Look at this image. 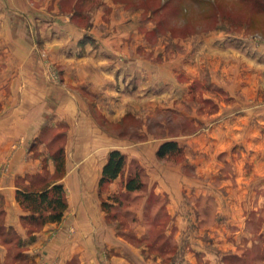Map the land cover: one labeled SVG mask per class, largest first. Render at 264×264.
<instances>
[{"label":"rangeland","instance_id":"1","mask_svg":"<svg viewBox=\"0 0 264 264\" xmlns=\"http://www.w3.org/2000/svg\"><path fill=\"white\" fill-rule=\"evenodd\" d=\"M27 2L28 20L11 18L27 31L13 39L29 44L30 64L13 71L31 78L30 95L0 110L24 103L34 116L31 144L55 165L46 184L65 175L69 140L99 139L125 154L120 175L97 185L124 264H264V0ZM167 140L179 150L160 157ZM134 175L142 185L128 190ZM246 188L251 203L231 205ZM7 249L0 264H14ZM103 249L93 256L124 255Z\"/></svg>","mask_w":264,"mask_h":264},{"label":"crops","instance_id":"2","mask_svg":"<svg viewBox=\"0 0 264 264\" xmlns=\"http://www.w3.org/2000/svg\"><path fill=\"white\" fill-rule=\"evenodd\" d=\"M0 3L2 7L6 5L13 11L12 14L0 11V51H5L6 55L7 52L11 54L14 52L17 58L15 63V57L0 58V85L5 87V92L0 94V101L7 99L24 102L29 99L26 100L30 95L31 78L19 74L16 77L13 70L30 64L28 60L30 46L25 43L22 44L25 47H17L18 43H14L13 36L18 37L23 32H27L16 27L14 18L19 14L18 12L15 14L14 11L22 10L21 15L26 16L21 19L26 22L29 14L31 15L29 11L34 7L30 6L27 0H4V2L0 0ZM12 16L14 18H11ZM41 77L37 78V83L42 82L45 85L47 80L45 76ZM17 84L27 86V90L23 87L22 92L14 95V86ZM8 87L9 93L6 91ZM33 117L30 110L24 109V103H17L15 108L0 110V136L3 138L0 141V166L8 165L6 172L0 168V239H2L0 252H3L4 247L3 253H7L10 251L7 249L10 246L13 250L9 258L14 264L33 262L66 264L73 257H78L81 264H109V262L124 264L123 262L127 261L124 257L126 239L116 231L110 212L105 211L101 206L102 195L99 196L97 192L109 148L103 141L92 137H80L75 142L69 140L65 144L67 155L65 175L46 184L45 178L51 176L55 165L50 159L48 167L45 168L44 155L38 157L36 151L44 144L40 141L31 144L29 129ZM37 133L36 129L35 134ZM72 147L75 149L73 153ZM60 181L67 190V208L63 218L60 221H48L44 224L29 219L27 215L30 210L19 201L17 190H41ZM237 192L236 198L230 199L231 205L241 208L243 203L245 205L251 203L243 202L241 199L250 198L253 191L246 188ZM215 193L212 195L215 201L222 203L220 195ZM86 243L91 246L90 253L85 250ZM100 248H104L103 251L113 248L115 251H122L124 255L117 257L116 260L107 256H93V253ZM20 254H23L22 260Z\"/></svg>","mask_w":264,"mask_h":264},{"label":"trees","instance_id":"3","mask_svg":"<svg viewBox=\"0 0 264 264\" xmlns=\"http://www.w3.org/2000/svg\"><path fill=\"white\" fill-rule=\"evenodd\" d=\"M187 4L188 0H184ZM179 147L174 140H167L160 144L157 154L162 157L166 154L176 153ZM63 159L57 160V169L63 167ZM125 165V154L118 149H112L102 167V174L99 183L109 182L115 179L123 170ZM128 190L138 189L142 182L137 175L130 176L126 181ZM62 183H54L50 187L41 190L23 191L17 190L19 201L29 208L27 215L32 221L44 224L48 221H60L63 218L64 211L67 208V201L64 194Z\"/></svg>","mask_w":264,"mask_h":264}]
</instances>
